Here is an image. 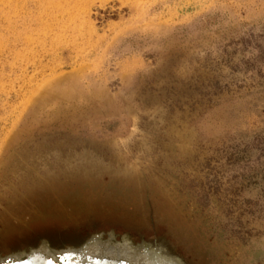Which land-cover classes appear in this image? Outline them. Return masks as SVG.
Returning a JSON list of instances; mask_svg holds the SVG:
<instances>
[{"label": "rangeland", "instance_id": "1", "mask_svg": "<svg viewBox=\"0 0 264 264\" xmlns=\"http://www.w3.org/2000/svg\"><path fill=\"white\" fill-rule=\"evenodd\" d=\"M161 237L264 264V0H0V264Z\"/></svg>", "mask_w": 264, "mask_h": 264}, {"label": "water", "instance_id": "2", "mask_svg": "<svg viewBox=\"0 0 264 264\" xmlns=\"http://www.w3.org/2000/svg\"><path fill=\"white\" fill-rule=\"evenodd\" d=\"M125 248H123L122 256L118 259H112L110 258L111 262H114L115 264H187L183 258L178 256L174 250V246L170 244L166 239L164 238H158L157 240H153L149 243L142 242L139 245H128L124 243ZM46 250V249H45ZM44 249L35 251L34 254L31 257L28 255L31 254H24L22 257H25V260L16 261L13 262V260H7L6 258L3 260L2 264H42V260H46L47 258L44 257V253H50V260L52 263H56L55 259V252L53 250H46ZM67 253L69 256H74L73 251H62L60 254ZM59 254V253H58ZM66 255V256H67ZM137 256V257H136ZM62 256V260H63ZM18 262V263H17ZM110 262V264H111Z\"/></svg>", "mask_w": 264, "mask_h": 264}, {"label": "flooded vegetation", "instance_id": "3", "mask_svg": "<svg viewBox=\"0 0 264 264\" xmlns=\"http://www.w3.org/2000/svg\"><path fill=\"white\" fill-rule=\"evenodd\" d=\"M80 156V155H79ZM87 156V155H86ZM72 157V156H71ZM71 157H68V158H66V156H64V159L66 160V159H70ZM74 161H75V159H73ZM66 163H68L69 164V161L68 160H66ZM70 165V164H69ZM70 167H71V169H74V168H72L73 166H71L70 165Z\"/></svg>", "mask_w": 264, "mask_h": 264}]
</instances>
